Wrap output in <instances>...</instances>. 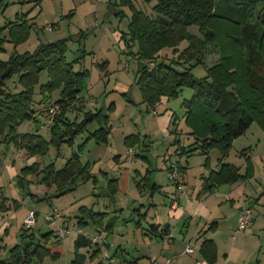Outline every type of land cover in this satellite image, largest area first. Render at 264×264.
Masks as SVG:
<instances>
[{"label":"trees","instance_id":"1","mask_svg":"<svg viewBox=\"0 0 264 264\" xmlns=\"http://www.w3.org/2000/svg\"><path fill=\"white\" fill-rule=\"evenodd\" d=\"M39 1L37 0V3ZM145 1L151 3L154 0ZM115 4L119 7L129 6L132 10L128 31L122 35V39L128 49L127 53L135 55L139 60L136 83L147 111L156 110L163 97H179L184 87L194 90L190 98L183 100L182 106L185 108V124L196 140L188 146L180 145L176 150L177 154L190 157L199 152L206 156L205 165H208L213 149L217 148L222 158L226 157L233 147L234 140L253 122L257 121L264 129V0H155L154 5L149 4L151 14L136 7L133 0H115ZM8 5L6 0H0V10H5ZM123 12L121 9L118 15L124 16ZM30 14L31 11L17 13L14 21L0 28V76L10 68V72L2 79V86L4 87L6 80L13 75H18V82L23 87L20 91L5 87V95L0 96L1 142L5 147L13 145L18 150H26L30 156L47 154L51 145L60 153L62 143L73 146L76 137L87 129L88 119L82 123L78 122L77 118L70 120L68 112L79 99L85 86L84 78L89 72L75 70L74 61L67 60L68 41L71 39L68 37L40 42L32 51H14L8 55L5 49L7 41L16 46L30 37L34 26ZM191 27L194 30H191ZM185 40L188 44L180 50L179 45ZM211 45L219 53V59L215 65L206 69L205 76L197 77L193 69L204 62ZM134 46L137 47L136 51L133 50ZM167 49H172L177 55L165 58L161 52ZM44 71H47L49 80L39 87L40 75ZM37 93L44 95L42 101L47 98L52 101L53 94H59L52 103L54 107H59L60 111L53 115L49 125V139L38 132L23 133L17 129L25 120L38 119L40 113L34 97ZM86 95H89V98L91 96ZM125 95L130 101L128 94ZM84 101L81 97V102ZM44 109L45 112L42 111L41 114L45 117L50 107L47 105ZM90 113L93 120H98L100 126L89 132L86 142L94 139L97 143H108L111 133L109 115L99 109L95 112L87 111L86 118ZM178 119L173 112L171 125L174 128L170 132L176 136L174 144L180 142ZM138 142V135H128L125 138L128 147H133ZM81 148L82 144L78 146L77 151H73L62 168L57 169L55 163L51 162L40 171L43 172L41 181L48 186L56 185L57 195H64L74 190L78 182L93 178L89 162L83 163L80 158ZM127 153L129 155V152ZM242 154L246 155L244 173L239 166L220 158L219 169H210L204 176L200 194L218 186L253 178L255 167L251 156L245 150ZM128 158L129 156L127 160L132 163ZM173 164L179 166L182 174L185 172L186 167L179 161L171 163L169 172ZM39 167L38 162H34L21 168L17 174L19 183H23L24 176L40 173ZM172 181L174 182L173 179ZM118 182V178L109 177V195L112 197L119 190ZM146 182L151 185L150 179L147 178ZM138 187L141 188L140 183ZM152 189L154 192L159 191L160 186L152 183ZM31 195L36 196L32 193ZM263 195L264 192L260 198ZM4 199L1 204L2 211L8 210L5 205L6 198ZM13 203L19 205L20 202L15 200ZM55 210L50 215H53ZM108 214V211H96L93 206L82 205L79 207L74 228L82 230V226L89 224L91 218L97 229L110 232L115 220L113 217L106 220ZM215 223L212 222L209 229H213ZM32 226L27 227L24 222L21 242L11 248L10 257L0 260V264H32L35 259L43 261L48 256L53 259L61 256V252L48 246L57 230H50L38 238L39 235L31 231ZM155 229L165 236L170 231V225L166 224L161 229L160 224L152 223L149 230L153 232ZM77 233L75 258L71 264H85L94 256L88 257L81 249L98 246L100 242H94L84 233ZM56 236H59L58 233ZM96 251H100V247ZM201 252L211 264L217 262L218 247L213 239L203 241Z\"/></svg>","mask_w":264,"mask_h":264},{"label":"rangeland","instance_id":"2","mask_svg":"<svg viewBox=\"0 0 264 264\" xmlns=\"http://www.w3.org/2000/svg\"><path fill=\"white\" fill-rule=\"evenodd\" d=\"M133 1L136 7L151 14V5L155 4V0L151 3L145 0ZM6 2L9 3L8 7L5 10H0V28L14 21L17 13L27 11H31V22L34 23L31 35L25 42L16 46L9 41L5 43L8 55L14 51L20 53L32 51L40 42L71 38L68 41L67 60L74 61L75 70H87L89 73L84 78L85 86L80 92L79 99L70 107L68 116L70 120L77 118L80 123L88 119L89 123L86 122V125L88 124L86 131L76 137L73 146L67 143L61 144L60 153L55 146L51 145L47 154L30 156L26 150H18L13 145L5 147L0 137V158L4 170L1 173V176H4L0 181L2 186L0 187V199L3 201L6 198V202L10 199L8 202L13 203L15 200L20 202L22 197H26L25 207L13 208V215H8L9 222L4 228V233L7 228L8 232L0 234V244L2 241L7 242L9 249L21 242L23 221L32 207H37L39 210L38 219L36 218L37 223L35 221L36 224L32 226L31 230L39 235L38 238L52 229L46 218L53 210L58 209L66 217L70 216L76 220L79 207L82 205L93 206L96 211H108L106 220L115 217V233L110 234L109 243H114L115 234L117 236V233H122V230L126 231V225L128 233L126 236H124L126 233H122L123 239L130 238L135 233L140 236V229L142 230L143 226L149 229L150 223L156 215L161 221L167 217L169 199L161 187L172 184L173 181L167 167L175 161H179L182 166L187 167L183 174L190 185L195 186L196 189L198 187L202 189L200 181L210 169H216L219 162L221 164L218 157H221L222 154L217 148L213 149L210 153L209 164L205 165L206 157L199 152H195L190 157L187 155L181 157L176 153L180 145L188 146L191 141L196 140L193 135L188 133L190 129L185 124V108L182 106L183 100L193 95L192 88L184 87L179 97L171 98L157 110L147 111L140 88L136 83L139 60L135 55L127 53L128 49L122 39V35L128 31V23L132 14L129 6L119 7L115 4V0H40L38 3L37 0H6ZM121 8L125 14L122 17L118 15ZM190 29L194 30L193 27ZM187 44V40L183 41L179 45L180 50ZM136 49L137 47L134 46L133 50L136 51ZM215 50L214 46H209L204 62L194 67L193 72L197 77L205 76L206 69L216 64L219 53ZM161 55H165V58L168 59L177 54L172 49H167L162 51ZM18 80V75H13L6 80L3 88L6 87L13 91L22 90L23 87ZM48 80L47 71L42 72L39 87ZM15 85H17L16 88ZM125 93L131 98L130 101ZM86 94H91L90 98ZM34 97L35 105L40 113L38 119L25 120L18 125L17 129L23 133L38 132L49 139V125L53 120V115L57 114L60 109L52 107V113L46 111L45 117L41 112H45L43 108L47 105L50 107L53 99H57L59 94H53L52 101L48 98L42 101L44 95L40 93L35 94ZM81 97L85 103L81 102ZM112 106L114 108L111 109ZM165 106L176 113V117L179 118L177 128L180 132L178 134L180 142L177 144H174L175 134L170 132L174 126L171 125L168 129L165 126V130L159 125L161 120L158 116L164 113ZM99 109L108 114L110 118L109 142L97 143L94 139L86 142L89 132L100 126L98 120H93V116H90L92 113L86 118V112H95ZM128 135H138L139 142L133 147H128L125 144V138ZM80 144H82L80 158L83 163L89 162L93 178L78 182L74 190L64 195H57L56 185L48 186L42 182L43 172L40 171L51 162L55 163L57 169L62 168L73 151L78 150ZM129 148H132L134 152L133 156L128 158L133 161L132 163L127 160L129 155L126 150ZM244 150L251 156L255 175L246 180V185L243 180L226 184V186H230L229 188L235 189V207L247 205L244 197L248 198V203L253 204L254 199H250L253 198V193L264 191V129L257 121L253 122L241 136L234 140L228 155L221 158L239 166L241 172L244 173L246 168V155L242 154ZM119 158L121 160L118 162ZM34 162H38L40 173L24 176L22 184L19 183L17 174H14V177L10 176L14 170L20 172L21 168ZM8 164L11 165L9 169ZM10 169L13 170L11 173ZM146 176L150 179L151 185L146 182ZM109 177L119 179L120 191L116 198L109 195ZM138 183L141 188L138 187ZM152 183H157L160 186L159 191H153ZM19 191L21 195L18 193ZM153 195H155L156 205H151ZM37 196L40 199H37ZM120 198L124 200V208L115 210V207L120 208ZM13 205L16 206V203ZM261 206L264 207V200ZM64 216L62 215L60 219ZM88 222L89 224L82 227L86 232L93 233L97 227L92 223L91 218ZM73 224L71 223L69 226L72 231L71 235L68 234L67 240L73 236L72 233H77ZM198 226L203 227L202 224H198ZM181 227L175 225L176 233L180 231ZM68 243L63 245L65 248L61 256L57 257V260L49 259V264L71 262L73 252L69 250L71 244ZM104 252V250L98 252L93 261L88 262L90 264H142L145 262V256H137L140 258L136 260V256H121L120 253L118 256H112L115 260L108 259L104 256ZM168 258L172 257H167L163 261H154L155 263L152 264H164ZM32 264L42 263L34 260Z\"/></svg>","mask_w":264,"mask_h":264},{"label":"crops","instance_id":"3","mask_svg":"<svg viewBox=\"0 0 264 264\" xmlns=\"http://www.w3.org/2000/svg\"><path fill=\"white\" fill-rule=\"evenodd\" d=\"M169 100V98L163 97L161 102L157 105L156 110L163 104L169 102ZM163 112V114L158 116V118L161 120V124L159 125L164 129L165 126H167L168 129L171 127V116L173 112L166 106L163 108ZM193 141H191V143H193ZM126 152H128V150H126ZM221 157H218L219 161ZM120 160L121 159L119 158L117 161L119 162ZM7 167L9 169L11 168V165L8 164ZM219 167L220 162L216 169H212L217 170ZM3 171L4 170L1 166L0 181L4 176H1ZM11 171L13 170L10 169V173ZM14 174H18V172L14 170L10 176L14 177ZM185 181L187 185V195L191 198L190 201L187 200L186 194H180L176 190L174 182L167 186L161 187V190L166 193L165 195H167V198L169 199L167 203L169 211L167 213L166 219L161 221V219H159V217L156 215L155 219L150 223V225L152 223H158L161 225L162 229L163 226L169 224L170 231L167 235H160V231L158 230L157 232V229L151 232L148 228L146 229L143 226L142 230L140 229V236L135 233L130 238L123 239L122 237L126 236L128 233V226L126 225V231L122 230V233L126 234L124 236H122V233H117V236L115 234L114 243H109L108 238L110 234L112 235L115 233V225L113 226L112 230H110V232L95 229L93 233H90L82 229L88 237L93 239L94 242L100 243L98 246L83 247L81 252L87 254L88 257L93 255V259L96 257L98 252L103 250L105 251L104 256L108 257V259L112 258L113 260L115 259L112 256H118L119 253L121 256H136V260L140 258L137 256H145V262L142 264H152L154 261H163L167 257L174 258L173 264H211L202 254L201 245L205 239H213L218 247V258L215 264H264V207L261 206V203L264 200V195L260 198L264 191H255L253 193V198H250L254 199L253 204L248 203V198L244 197L247 205H238L237 208L235 207L236 202L234 199L236 194L235 189L229 188L230 186H226V184L218 186L213 188V190L201 195V188L198 187L196 189L195 186L190 185L188 179H185ZM203 183L204 177L200 181L201 187L203 186ZM244 184H247L246 181H244ZM0 187L2 186L0 185ZM20 191L18 193L21 195ZM119 191L120 186L118 192L113 196L114 198H116ZM246 195L249 196L248 194ZM176 197L178 201L177 205L174 204L176 202ZM31 199L33 198L31 197ZM37 199L40 198L37 196ZM9 200L10 199H8V201ZM25 200L26 197H22V201H20L19 205L16 206L13 205V203L7 201L5 202V205L8 210L2 211V201L0 199V234H6L8 232L7 228L6 233H4V228L9 222L8 215H13V208L15 209L17 207H25ZM123 204L124 200L123 198H120V208L115 207V210H122L124 208ZM151 205H156L155 195H153V201L151 202ZM244 207H249L253 210V220L246 229H239L238 218ZM30 211H36V218L38 219L39 210L37 207L30 208L29 212ZM64 215L65 214H63V216ZM113 219L115 220V217H113ZM24 222L25 221H23V223ZM212 222H216L214 225L215 227L213 229H209ZM71 223H76V220L70 216L66 217V215L62 219L58 220L59 225L66 227H69ZM139 224H141V222ZM198 224H202L203 227H199ZM73 225L75 226V224ZM175 225L182 226L178 233H176ZM51 227V230L55 229L53 226ZM101 233L105 234V239L98 238V240H94V237ZM56 234L57 232L54 233L53 237L49 241L48 246L53 248V250L63 253L65 248L63 245H66V243L69 242L68 244H71L69 250L73 252L71 260L72 262L75 258V240L78 233H72L73 236H70L69 240H67L68 235L62 238L60 236H56ZM69 234L71 235V233ZM8 246V243L5 241H2L0 244V260H6L10 257V250L12 246L9 247V249ZM98 247H100V251H96ZM188 247L193 248V251H187ZM49 259L57 260L48 256L40 262L42 264H49ZM93 259L90 257L85 264H90L88 261H93ZM71 262L68 264H71Z\"/></svg>","mask_w":264,"mask_h":264},{"label":"built area","instance_id":"4","mask_svg":"<svg viewBox=\"0 0 264 264\" xmlns=\"http://www.w3.org/2000/svg\"><path fill=\"white\" fill-rule=\"evenodd\" d=\"M52 107H54V106H50V111H49L50 114L52 113V111H51ZM128 152H129V157H132L133 153H134L133 149L130 148L128 150ZM170 178L174 180L176 187H177V191L180 194H186L187 200L190 201L191 198L187 195L188 192H187V185H186L185 177L180 172L179 166L177 164H173L172 169L170 171ZM174 204L177 205V200ZM62 215H63L62 212L56 209L54 214L48 215L46 219L57 230L58 235L60 237L64 238L72 230L69 227L62 226V225L58 224V220L62 217ZM252 220H253V211L250 208L245 207L244 209H242L241 214H240L239 219H238L239 229H246L247 227H249ZM35 221H36V212L30 211L29 214L27 215L26 219H25L26 226L30 227V226L34 225ZM75 231H77L79 233H84L83 230H76L75 229ZM84 234H86V233H84ZM98 238L99 239H105V234L102 233L99 236H95L94 240H98ZM187 251L192 252L193 248L188 247ZM172 262H173V258H168L164 264H172Z\"/></svg>","mask_w":264,"mask_h":264},{"label":"water","instance_id":"5","mask_svg":"<svg viewBox=\"0 0 264 264\" xmlns=\"http://www.w3.org/2000/svg\"><path fill=\"white\" fill-rule=\"evenodd\" d=\"M10 72V68H7L0 76V96H4L5 95V90L2 86V79L7 76V74ZM90 116H92V114H90Z\"/></svg>","mask_w":264,"mask_h":264}]
</instances>
